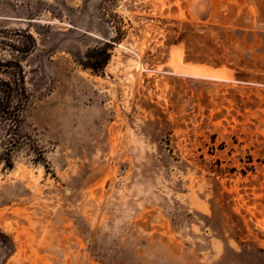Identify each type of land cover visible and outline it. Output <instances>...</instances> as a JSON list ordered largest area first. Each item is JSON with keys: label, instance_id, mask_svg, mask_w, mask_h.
<instances>
[{"label": "rangeland", "instance_id": "obj_1", "mask_svg": "<svg viewBox=\"0 0 264 264\" xmlns=\"http://www.w3.org/2000/svg\"><path fill=\"white\" fill-rule=\"evenodd\" d=\"M0 264H264V0H0Z\"/></svg>", "mask_w": 264, "mask_h": 264}, {"label": "bare ground", "instance_id": "obj_2", "mask_svg": "<svg viewBox=\"0 0 264 264\" xmlns=\"http://www.w3.org/2000/svg\"><path fill=\"white\" fill-rule=\"evenodd\" d=\"M200 66V65H199ZM203 67V66H202ZM180 68H182V67H180ZM208 71V70H207ZM214 71V70H213ZM180 72V71H179ZM200 74H202V75H204L202 72L200 73ZM189 75V74H188ZM190 76V75H189ZM211 78V77H210ZM211 79H213V78H211ZM223 80V79H222Z\"/></svg>", "mask_w": 264, "mask_h": 264}]
</instances>
